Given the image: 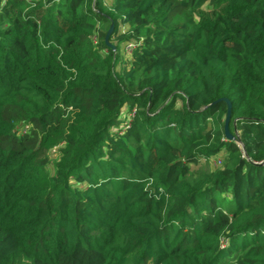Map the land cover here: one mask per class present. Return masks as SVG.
<instances>
[{"label":"trees","instance_id":"obj_1","mask_svg":"<svg viewBox=\"0 0 264 264\" xmlns=\"http://www.w3.org/2000/svg\"><path fill=\"white\" fill-rule=\"evenodd\" d=\"M0 264H264V0H0Z\"/></svg>","mask_w":264,"mask_h":264},{"label":"water","instance_id":"obj_2","mask_svg":"<svg viewBox=\"0 0 264 264\" xmlns=\"http://www.w3.org/2000/svg\"><path fill=\"white\" fill-rule=\"evenodd\" d=\"M230 103L228 102V112L225 120V136L227 139H233V135L229 132V121H230Z\"/></svg>","mask_w":264,"mask_h":264},{"label":"rangeland","instance_id":"obj_3","mask_svg":"<svg viewBox=\"0 0 264 264\" xmlns=\"http://www.w3.org/2000/svg\"><path fill=\"white\" fill-rule=\"evenodd\" d=\"M108 3H111V1L112 0H106ZM122 48H123V46H122ZM125 52H127L128 53V51L127 50H125ZM216 163H215V160H213L212 162H211V166L212 167H216V165H215ZM203 165H207V163L204 161V160H201L200 161V163L199 164H197V165H195V166H193L195 169H199L200 167H202Z\"/></svg>","mask_w":264,"mask_h":264},{"label":"built area","instance_id":"obj_4","mask_svg":"<svg viewBox=\"0 0 264 264\" xmlns=\"http://www.w3.org/2000/svg\"><path fill=\"white\" fill-rule=\"evenodd\" d=\"M134 47H135L134 43H128L126 46V50L128 51V53H131ZM215 163H216L215 165H219L222 163V160L218 158L215 160Z\"/></svg>","mask_w":264,"mask_h":264}]
</instances>
